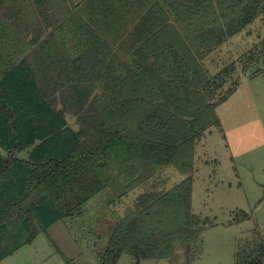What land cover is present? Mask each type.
<instances>
[{
	"label": "trees",
	"instance_id": "obj_1",
	"mask_svg": "<svg viewBox=\"0 0 264 264\" xmlns=\"http://www.w3.org/2000/svg\"><path fill=\"white\" fill-rule=\"evenodd\" d=\"M86 1L99 3L98 23L70 0H0V227L25 218L33 240L81 216L118 174L125 194L146 191L100 264L170 260L178 242L195 264L205 254L193 209L197 147L240 84L236 63L212 77L205 61L264 16V0ZM128 12L131 29L122 28ZM246 55L244 77L261 74L264 40ZM172 167L185 179L162 190L160 173ZM239 214L237 223L251 219ZM236 264H264V235L240 242Z\"/></svg>",
	"mask_w": 264,
	"mask_h": 264
},
{
	"label": "rangeland",
	"instance_id": "obj_2",
	"mask_svg": "<svg viewBox=\"0 0 264 264\" xmlns=\"http://www.w3.org/2000/svg\"><path fill=\"white\" fill-rule=\"evenodd\" d=\"M78 1L70 0L68 6L72 8ZM263 40L264 16L206 59L210 75L216 76L225 67L236 63L234 83L242 76L246 54ZM259 75L264 77V70ZM243 78V81L247 80L244 75ZM243 81L238 94L217 108L221 127L208 130L197 151L193 209L203 221L200 238L204 242L205 254L195 264H236L240 242L252 239L256 234L264 235V149H251L254 144L264 141V133L257 127L256 137L251 135L249 141L246 140L249 134L247 121L250 118L256 123L258 112L244 110L247 101L243 102V96L247 84ZM233 83L223 91L226 92ZM67 119L73 129H80L74 114L67 115ZM18 157L28 159V152L20 153ZM158 179L163 183L160 189L169 191L182 182L185 175L172 167L161 172ZM125 190V184L116 174L102 193L85 204L81 216L54 224L47 230L50 236L42 235L36 245L43 249L50 245L59 247V264H100L98 256L109 244L117 221L146 191L140 188L125 194ZM240 212H246L251 219L237 223V219L243 216ZM22 226L31 237L29 224L26 222ZM51 238L54 244H50ZM187 250L185 242H178L170 260L138 263L126 254L119 264H189Z\"/></svg>",
	"mask_w": 264,
	"mask_h": 264
},
{
	"label": "crops",
	"instance_id": "obj_3",
	"mask_svg": "<svg viewBox=\"0 0 264 264\" xmlns=\"http://www.w3.org/2000/svg\"><path fill=\"white\" fill-rule=\"evenodd\" d=\"M76 6L78 7L75 10V12H77L76 14H79L80 17H83L84 19L89 21L92 18V20H95L98 23L97 18L99 17H96L95 14L97 13L99 3L79 0ZM135 10L133 16L136 15ZM127 14H129L128 19H131V13L128 12ZM129 21H131L132 23H129V26H127L126 23L125 25H122V28L124 27L125 29H131L137 23V21L133 19ZM108 30L111 31L110 28ZM111 41L116 42L117 39L114 38V40ZM120 41L121 40L119 39L117 42ZM237 79L240 80L241 84V81H243L242 79H244L243 74L241 78L239 77ZM246 79L247 80H244L242 82L247 84V90L243 96V102L247 101V103L244 104V107L246 108L244 110L253 109L260 115H256V123L251 122L250 118L247 121L249 134L247 136L248 139L246 140L249 141L251 135H253V137H256L254 135V132L257 127H259V131H261L262 129V132L264 133V77L259 75L253 78ZM238 88L226 102L230 101L238 94ZM201 145L202 144L198 145L197 151L199 149V146ZM251 149H264V141L260 142L259 144H254V147ZM10 222L14 223V225H8V227L6 225H2L0 227V264H59V247H51L50 245L49 247L43 249V247L36 245L37 241L41 238L42 235H49L48 232H40L37 237H35L33 240H30V233L28 234L26 229H24V227L22 226V224H24L25 222V218L16 217ZM51 241L52 242L50 244H54V240L52 238ZM6 255L10 256L6 257Z\"/></svg>",
	"mask_w": 264,
	"mask_h": 264
}]
</instances>
